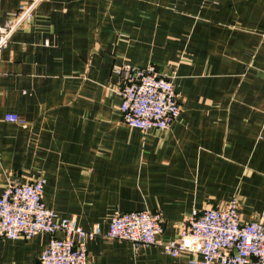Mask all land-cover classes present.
<instances>
[{
	"label": "crops",
	"instance_id": "1",
	"mask_svg": "<svg viewBox=\"0 0 264 264\" xmlns=\"http://www.w3.org/2000/svg\"><path fill=\"white\" fill-rule=\"evenodd\" d=\"M28 1L0 0L1 22ZM123 62L174 72L168 130L124 123ZM35 177L86 229L147 209L175 238L194 210L232 198L244 219L264 214V0H43L0 58V195ZM48 240L0 239V264H39ZM87 248L89 264H194L105 236Z\"/></svg>",
	"mask_w": 264,
	"mask_h": 264
},
{
	"label": "built area",
	"instance_id": "2",
	"mask_svg": "<svg viewBox=\"0 0 264 264\" xmlns=\"http://www.w3.org/2000/svg\"><path fill=\"white\" fill-rule=\"evenodd\" d=\"M43 0L22 3L5 22L0 20V58L14 32L32 20ZM125 124L143 132L168 130L181 111L174 72L160 71L153 63L140 67L123 62L113 68ZM6 121L17 122L16 114ZM45 179L11 180L0 195V239H31L49 235L39 264H89L88 240L105 236L127 240L136 248L158 245L167 254L189 255L194 264H264V214L244 219L237 198L225 206L194 210L175 238H160L165 226L161 211H117L104 231L100 224L82 227L72 217L59 218L43 199Z\"/></svg>",
	"mask_w": 264,
	"mask_h": 264
}]
</instances>
